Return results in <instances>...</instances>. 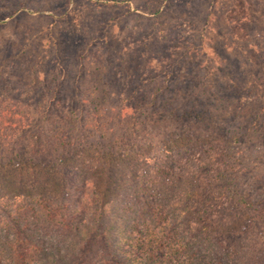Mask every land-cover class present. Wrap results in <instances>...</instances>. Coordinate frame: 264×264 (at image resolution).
<instances>
[{"label":"rangeland","instance_id":"374dc122","mask_svg":"<svg viewBox=\"0 0 264 264\" xmlns=\"http://www.w3.org/2000/svg\"><path fill=\"white\" fill-rule=\"evenodd\" d=\"M0 94L44 98L40 116L53 100L85 122L100 111L131 143L210 137L239 187L264 194V0H0ZM36 118L17 133L24 150L48 134Z\"/></svg>","mask_w":264,"mask_h":264},{"label":"trees","instance_id":"16d2710c","mask_svg":"<svg viewBox=\"0 0 264 264\" xmlns=\"http://www.w3.org/2000/svg\"><path fill=\"white\" fill-rule=\"evenodd\" d=\"M91 87L104 112L105 83ZM51 103L59 112L40 116L44 98L0 94V264H264V194L239 187L210 137L131 143L100 111L85 122ZM33 116L48 134L24 150Z\"/></svg>","mask_w":264,"mask_h":264}]
</instances>
